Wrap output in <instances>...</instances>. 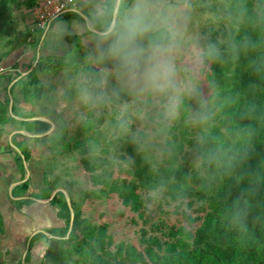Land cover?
Here are the masks:
<instances>
[{
    "label": "trees",
    "instance_id": "obj_1",
    "mask_svg": "<svg viewBox=\"0 0 264 264\" xmlns=\"http://www.w3.org/2000/svg\"><path fill=\"white\" fill-rule=\"evenodd\" d=\"M15 2L0 0V36L14 35L18 43H26L32 33L28 27L19 28ZM97 2L90 0L89 7ZM200 2L216 4L219 0ZM223 2L239 4L246 12L238 43L264 40V29L254 24L264 0ZM85 6L75 3L77 10ZM205 10L200 8L198 13ZM59 17L82 20L79 11L68 9ZM206 23L199 46L206 38L215 40L227 34L223 25L215 28ZM81 38H66L72 48L55 60L57 68L75 74L85 65L88 55ZM194 51L183 53V62L190 68L195 67L191 62ZM260 52L264 47L259 51L241 49L235 60L225 57L224 62L198 70L197 92L205 101L215 97V117L209 125L193 126L189 119L198 110L197 100L184 98L173 109L170 126L157 138L162 141L160 159L154 155L147 159L131 141L115 149L110 158L108 145L103 154H93L82 147L81 137L73 142L64 138L61 146L71 152L69 160L77 161L69 167V174L81 179L69 181L64 188L71 207L62 192L50 200L63 225L48 229L51 237L40 264H264V63ZM43 60L13 85L26 100L33 96L37 73L45 71ZM7 106L8 101H0V122L15 123V119L5 118ZM100 121L83 120L80 130L88 138ZM21 124L34 135L50 129L42 120ZM198 136H203L202 144ZM46 138L35 136L33 140ZM15 144L22 167L23 158L28 162L33 152L23 134L15 136ZM79 149L82 153L76 158ZM217 150L226 153L219 164L211 159ZM189 153L197 159L196 169L188 161ZM46 184L49 191L55 189L53 183ZM27 187L23 184L19 189ZM238 208L246 211L236 223ZM1 225L0 220V229Z\"/></svg>",
    "mask_w": 264,
    "mask_h": 264
},
{
    "label": "clouds",
    "instance_id": "obj_2",
    "mask_svg": "<svg viewBox=\"0 0 264 264\" xmlns=\"http://www.w3.org/2000/svg\"><path fill=\"white\" fill-rule=\"evenodd\" d=\"M200 8L206 10L198 13ZM212 8L215 11L207 10ZM88 14L87 32L99 51L75 70L70 82L77 104L86 110L81 119L94 122V117L107 110L111 116L108 134L113 139L131 136L146 157L158 145L163 150L157 137L170 126L171 111L184 98L197 100L198 110L190 113L189 119L193 126L203 127L214 119L215 97L207 101L199 97L198 70L206 64L224 62L225 57L235 60L241 49L259 51L264 47V40L237 42L246 12L241 5L223 0L216 4L185 0L183 5L172 0H98ZM198 20L215 28L223 25L227 34L215 40L206 38L203 46H199L200 36L196 34L189 43V24ZM254 24L264 29V9L259 10ZM61 35L57 27L46 28L44 47L57 46ZM188 47L195 48L193 68L183 62L182 50ZM260 60L264 63V52H260ZM108 62L114 65L111 71L102 67ZM122 96L129 99L121 104ZM134 125H138L135 130ZM197 139L203 143V136ZM217 153L211 159L219 164L226 153ZM245 211L238 208L234 222L239 223Z\"/></svg>",
    "mask_w": 264,
    "mask_h": 264
},
{
    "label": "crops",
    "instance_id": "obj_3",
    "mask_svg": "<svg viewBox=\"0 0 264 264\" xmlns=\"http://www.w3.org/2000/svg\"><path fill=\"white\" fill-rule=\"evenodd\" d=\"M16 2V14H21V19L18 20L19 28L28 27L32 35L26 43H18L14 35L0 36V67L5 70L0 73V101H8V116L5 118L15 119V123L0 122V220L2 221L0 264H40L48 239L51 237L47 232L48 229L61 227L63 222L57 216V208L50 203V200L57 195H54L57 188L47 191L44 195L41 193L44 188L39 184L37 168L40 164L36 156L37 145L41 141L33 140L35 136L41 138V135L27 131L21 122L42 118L53 119L49 110H42L44 113L39 110L43 106V93L51 90V86L47 87L41 79L42 74L37 73L33 96L30 100H26L20 90L13 89V85L36 67L40 57L42 59L43 56L56 57L58 60L65 57L72 48L66 40L69 35H80L84 46L87 43L97 42L89 38L87 32L90 21L88 14L91 9L90 0L75 1L76 4L85 3L86 6L80 9L81 11L75 9V3L68 8V11H79L82 20L74 18L62 20L58 16L50 23L49 26L62 30L58 45L52 49L44 47L42 40L44 30L36 29L33 24L32 10L36 0H16ZM172 2L175 5H183L185 0H172ZM36 110L38 113H35ZM18 134L26 136L29 149L33 152L28 162L22 157V167L18 162V155L21 152L16 145L17 142L15 144V136ZM23 184L28 186L26 190L19 189Z\"/></svg>",
    "mask_w": 264,
    "mask_h": 264
},
{
    "label": "rangeland",
    "instance_id": "obj_4",
    "mask_svg": "<svg viewBox=\"0 0 264 264\" xmlns=\"http://www.w3.org/2000/svg\"><path fill=\"white\" fill-rule=\"evenodd\" d=\"M16 16L18 20L21 19V14H16ZM207 25L208 23L200 20L189 24L190 32L192 34L188 37L190 43L192 37L196 34H199L200 38H203L202 30ZM84 47L86 48V54L88 57H94L99 51L97 43H87ZM185 49L188 50L185 52ZM185 49L182 51L187 55L192 50H195L193 47ZM44 57L45 56H43V67L45 71L41 72V79L47 87L51 86V90L47 91L45 94L43 93V106L39 110L44 111L46 109L50 111L53 116V119H51L53 128L51 131L41 134V137L46 136L47 138L43 142L38 143L36 149V156L38 157V163L40 164L37 168L38 178L40 181L39 184H41V187L44 188L43 190L40 189L39 185V189L40 191L42 190L41 193L43 195L45 194V191H49V185H47L46 182L53 183L52 186L57 188V190H63L67 193V190L64 188L69 184V181L81 179L80 175H77L78 177H76L73 176L74 174L72 173L69 174V167H73L74 165L76 166L77 161H72L71 159L69 160V157L72 155L71 152H69V149H65L61 146V142L64 138L73 142L76 137H81V141L83 142L82 147H85L88 152L93 154H103L104 147L108 145V148L111 149L109 153L110 158H113L115 155V149L118 150L123 143L128 141L134 142L131 136L113 139L108 134L111 116L107 110L101 111L98 116L94 117V119H101L97 127V131H90V136L88 138L85 137V133L80 130V126L83 120H85L81 119V113H85L86 110L83 106L77 104L75 99V90L73 87H70L74 71L71 69L67 71L63 67L57 68L55 61L56 57ZM40 59H42V57H40ZM102 67L105 70L111 71L114 68V65L108 62ZM93 70L100 71V68H94ZM128 99V97L122 96L120 101L121 104ZM172 111L171 116L173 117ZM35 113H38V110H36ZM161 119H163V117H161ZM172 121L173 119L171 120V123ZM137 126L138 125H134L133 130H135ZM93 146H95L96 151H94ZM80 149L75 151L76 158H78L82 153ZM150 155H154L158 159L162 158L161 149L158 146L153 148ZM191 155L192 154L189 153L186 156L192 167L196 169L198 166L197 159ZM78 187L79 185L77 188Z\"/></svg>",
    "mask_w": 264,
    "mask_h": 264
},
{
    "label": "built area",
    "instance_id": "obj_5",
    "mask_svg": "<svg viewBox=\"0 0 264 264\" xmlns=\"http://www.w3.org/2000/svg\"><path fill=\"white\" fill-rule=\"evenodd\" d=\"M76 0H36L32 10L33 24L38 30H45L50 23L64 13ZM5 71L0 67V73Z\"/></svg>",
    "mask_w": 264,
    "mask_h": 264
},
{
    "label": "water",
    "instance_id": "obj_6",
    "mask_svg": "<svg viewBox=\"0 0 264 264\" xmlns=\"http://www.w3.org/2000/svg\"><path fill=\"white\" fill-rule=\"evenodd\" d=\"M41 120H43V121H45V122H47V123H49V124L51 125L50 129H49L47 132L51 131L52 128H53V127H52V126H53L52 121L49 120V119H45V118H42ZM20 132H22V131H20ZM47 132H46V133H47ZM59 192L64 193V195L66 196V199H67L68 205H69V207H71V203H70V201H69V196H68V194H67L66 192H64L63 190H56V192L54 193V195L57 194V193H59ZM54 195H53V196H54ZM71 214H72V217H71V222H70V228H71V226H72V221H73V210H72V208H71Z\"/></svg>",
    "mask_w": 264,
    "mask_h": 264
}]
</instances>
